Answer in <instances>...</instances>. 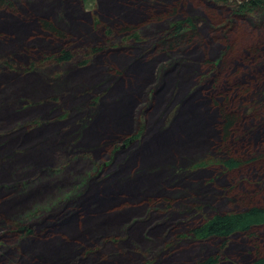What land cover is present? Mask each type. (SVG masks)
Here are the masks:
<instances>
[{"label": "rangeland", "instance_id": "1", "mask_svg": "<svg viewBox=\"0 0 264 264\" xmlns=\"http://www.w3.org/2000/svg\"><path fill=\"white\" fill-rule=\"evenodd\" d=\"M56 1L57 0H37V2L34 3L31 13V15L34 14V20L36 21V19H39L36 17L37 15L44 17V13H37L43 11L42 6H49L52 2ZM70 1H72V5L66 4V6H64L66 17L69 22L71 19L76 18L77 21L79 20L77 24L80 25V30L68 27L67 31L69 34L67 45H70L74 52V58L71 62L58 64L52 60H47L48 57L55 55L64 45L65 47L67 45L65 43H62V45L60 43L52 44L51 38L41 34L37 23L31 28L26 29L27 33L25 38L28 37V39L32 38L34 40H32L29 45L28 43L22 45V47L26 49L23 51V55L17 57H14L13 54L11 55L15 62L14 67L20 69V72L14 73L17 74V78L28 81L25 84L27 89L31 88L34 90L35 88L32 83L37 82L42 86L54 89V92L52 95H40V97L35 99L23 92L14 93L16 96L19 95L21 97L20 102L24 107L23 111L16 113L15 110H17L18 107L11 106L9 107V114L14 116L13 119L9 123H6L3 118H0V166H3L4 158L9 157L11 154H15L14 156H16L14 161L8 163L6 166V178L0 181V186L10 183V172L13 168L17 167L22 168L21 170H23V172L21 171V175H19L17 179L15 178V180H18V183H24L23 185L29 183L28 188H30L26 192L27 195L24 198L23 204L15 208L13 207L8 214H2L1 211H4V209L0 210V253L4 255L3 257L6 259L5 262L14 259L18 254L22 255L24 248L28 246L26 238L8 233L7 221L16 211H22L24 214H27L33 209H44L47 212L45 215L36 218L37 220H30L32 221L30 224L35 226L34 228L38 230L40 225L47 223L45 222L46 218L51 215V217H49L50 221L55 214L53 213L54 208L52 207L49 209L48 207L50 205L54 206L59 201H64V199L67 198L68 195L73 194L74 190L79 186L83 187L85 176H95L94 179L100 180V182H102V180H107L108 176H112V180H115L116 177L117 179H122V177L124 178L131 172L135 166V162L141 163L140 166H142V169L144 168L143 172H146L148 165H152L149 167L151 169H157L158 171L156 173L159 174L157 179H155L156 181L152 183L149 181L148 191L141 197H133L129 200L123 198L122 195L120 200L117 199L118 201L111 202L109 205H106V207L109 211H112V213L117 214H119L118 211L123 210V208H128L131 205H137L138 208L130 212L126 211V213L123 214L124 217H120V215H118V218L114 217L117 219V225L113 232L102 233L97 228H91L92 230L89 229L88 235L90 236L91 234L92 238H94L92 242H95H91L92 245H83L84 241L76 233V224L71 222V227L69 226L66 228V231H61L60 236L66 240L74 239L78 244H82V247L77 250L75 249L76 244H74V246L64 249L62 245L56 244L53 247L57 250L53 251L51 257H47L48 259H53V256L57 257L55 259L56 261L52 264H190L209 256L217 257L218 264H249L257 255L264 256V230L259 232L260 241L258 243L239 234L233 235L225 246L220 240L212 239L207 242H195L189 238H180L194 225H197L204 214L206 215L205 212H208L206 210L201 211V215L197 212V207L205 201L214 205V213L237 211L247 205L264 202V197H261L260 192L261 182L263 186L262 190H264V166H259L258 163H253L254 165L248 164L247 166L253 165L251 168L252 171L249 173L250 169L248 171V167H240L239 170L234 172H226L215 164L206 170L193 173L194 175L189 179L186 177L184 179L181 176V178L175 180L174 170L176 167L192 169L195 163L202 160L219 158L213 153L219 150L218 146L221 142V138L219 134L215 137L211 135L214 138V143L211 146H207L206 142H204L205 135L208 133L210 135L211 133L206 127L200 128L198 130L199 132H193L197 136L202 135L203 143L201 146H188L184 149L179 148L177 150V156L179 157H184L185 154L183 153L190 154L185 155V157H187L180 161V165L175 163L161 164L166 160L174 159V157L162 155V152L158 150L152 152L151 156L154 159L150 162L151 164L149 162H143L146 156L141 158L142 156L140 155H142V153L139 154L145 150L150 149L149 151H151V144H153L152 142L155 139V134L162 128L164 116L166 115L167 117L174 108V103H169L167 105L169 107L164 111L161 121L154 122L157 114L153 115L154 111L150 110L153 109V105L151 104L153 99L150 97L149 91L152 89V91H154L157 85V83H155L157 79V70H160L161 67L170 63L168 57H160L156 61V64L153 65L152 70H149L148 73L144 72L149 76L148 84H144V88L147 89L139 93V100L137 99L133 104V110L135 112L134 121H136L135 123H138V125L137 127L133 125L131 130L126 131H136L139 124L143 125V123H145L146 126L150 128L148 134L149 140L142 146L138 145L140 146L139 153H137L138 151H132L133 153L128 155L129 164L125 165L127 161H125L123 155H120L121 152H125L126 150V152L129 151V148L125 147L121 142L122 135L120 132L117 135L108 136L104 142H101L95 134L92 135L90 133L83 144L69 147L73 141L72 139H74L71 135L77 130L76 120L80 118V115L66 119L63 118L66 110L72 109L63 105L66 99L71 100L63 93L73 91L70 88H65L64 82L75 83L78 76L84 79L90 78L89 85L79 88V91L82 89L91 91L87 98L80 99L81 101L79 104L83 103V108H81L82 115L86 110H89L87 103L95 97H98L103 90V87L97 88L98 82L100 83L106 79V84L109 83L112 80V74H132L130 70L119 66L126 62V60L121 57L122 54L129 53L130 51L134 56L143 57L142 59L157 55V51L153 46L154 41L164 32L169 21H161L160 23L152 24L153 22L151 23L150 21L151 15L165 10V8H173V4L178 2L183 5L182 10H180L181 16L192 17L197 20L199 35L196 42L201 43L202 40L209 44L206 57L197 56V65L195 67L197 70L195 73L197 75L192 74L190 79L185 81L183 86L180 87V98L185 97V94L190 88L197 83L196 77H199L205 72V61L217 59L220 53L225 50L227 44H230L233 48L232 52L236 53L242 50V53L245 54V59L242 61L237 60L238 65H235V67L231 69L230 75L226 77V80L228 78L230 81L227 80L224 82L223 90L229 92L232 88L230 94L233 95V97L238 95L239 98L242 99H239L241 101L239 104L233 101V106L234 108L239 106L238 110L243 114V107L248 103H257L259 105L262 99H264L262 96L264 94H261L264 87L260 89L262 90L261 92L259 89L258 91L256 90V96L249 97L245 94H240L239 87H233L232 85L235 83L234 81H236L235 78H238V68H240V70L249 67L253 68V65L255 66L258 64L260 66L257 69L251 70L245 78L241 77L240 84L246 89L247 87L251 88L258 84L261 85L259 82L264 81V23L262 22L261 16H259L258 13L251 12L245 14V20H235L232 18L230 9L232 8L234 10L232 2L235 1L237 2L236 5H238L239 0H133L136 3H140L143 8V13H133L132 16L127 15V9L125 10L119 7L120 4L131 0H86L83 4L74 0ZM236 5H234V7ZM135 10H138V8H135ZM23 11L24 10H22V12ZM57 11H59V5L54 3V7L51 8L48 13H45V16H48L47 18L49 19H53ZM125 26L129 27V32L127 34L122 31ZM108 31L112 34L111 45L115 47L113 50H110L112 52L108 54L109 51H102L99 55L91 59V63L88 62L89 64L80 66V64H85V62L90 60L88 53L83 50L95 47L103 48L108 38H110L106 34ZM79 38L80 41H77ZM22 43L24 42L22 41ZM255 45H260L261 51L259 55L253 57L250 55L249 50ZM17 49L20 50L21 48L18 47ZM0 51V55L3 56H7L11 53L10 50L2 46L0 47ZM44 60H46V62H44ZM259 60H262V63H260ZM32 64L37 66V70L23 73L25 69L29 68ZM198 68L203 72L198 71ZM108 69L112 72L111 74L106 73ZM192 71L194 70L187 69L183 73L190 74ZM74 75L77 77H73ZM138 75L139 77L144 76L143 71L138 72ZM232 75L234 76L232 77ZM94 76L98 77V82L95 80L94 82L92 81L91 78ZM2 84L3 83H1L0 86ZM262 85L264 86V84ZM104 88L107 87L104 86ZM122 88L123 87H117L113 92L110 89L106 95L99 99L98 102L101 103H99L96 108H101L100 111H102L103 119L106 121L105 123L98 122V124H100L98 127L101 128L100 130L107 127L105 126L107 122L113 125L112 130L122 125L119 123L120 117L115 109H113L112 105L114 99L119 100V98L126 95ZM169 88L168 86L167 89ZM200 88L201 87H199V89ZM211 90V84L207 83L202 87L201 93L208 97ZM58 95L62 100L60 102L54 99ZM222 95L224 96V94H221V98H218L219 103L224 99ZM9 99H11V97ZM41 101H47L48 103L45 105L48 107L43 105L35 106V103H40ZM163 104H165V102H161L158 110L164 106ZM242 104L244 105L242 106ZM54 106H56L57 109H54ZM148 111L152 113H148L150 115L147 119L145 114ZM246 115L249 116V126L256 123L251 113ZM182 117L184 118V114H182ZM35 120H38L40 123H44L45 121L53 122L52 124L48 123L50 126L52 125V127H49L45 131L44 138H39L36 141L37 143H35L29 151H26L28 153L25 154L36 155L38 153H36V151L39 150L40 147V142L45 140V142L48 143L51 139L48 141L46 139L56 134H62V136L65 137L63 138V143L59 144V146H56L54 149H51L49 146L48 149L41 152H45L43 153L45 155L48 154V161L42 162L39 166L37 165L39 164L38 162L35 163V166L32 165L33 163L30 161L17 162L19 159L23 158L19 156L24 155L23 153L21 154V150L25 146L24 144H29L32 140H35L33 137L37 136L36 133L30 138H25L22 133H19L10 141L8 136L7 138L4 137L17 126V124L20 125ZM117 120L118 122L116 123ZM112 130H110V132H112ZM19 139L25 140L23 141L24 144L18 142ZM192 139L195 140V137ZM6 140H8V142H5ZM237 143H239V145L236 146V151L230 154L231 157L235 159L241 157L245 159L247 156L253 157L256 152L264 150V135H261L258 139L255 138L254 141L243 137L239 139V142H236V145ZM99 145L101 146L99 151H97L98 149L95 150ZM114 145L120 146L118 150L119 156L113 154L111 158V151L115 147ZM170 148L172 149V147ZM66 159L70 160V164H66L67 166L65 165ZM97 166L101 167L99 171L96 169ZM62 167L64 169L61 170ZM42 169L43 171H41ZM48 170H54V175L56 174V176L48 177ZM118 173L121 174L118 175ZM37 175L40 178L38 180L36 178ZM112 180L105 184H109ZM191 182H194V184L200 187L194 190L190 189ZM237 182H242L243 185H237ZM160 183L166 187L173 188V192L171 191L167 195L173 200L174 209L166 210L163 206H157L156 208L148 207L149 199L161 202L162 198L166 195L164 192L158 191L157 187H155V185H160ZM205 183H214L219 191L216 192L209 189V191L212 192V194H209V191L205 189L206 187H202ZM95 185L92 186L89 191L97 196L99 188ZM183 187L184 193L178 195L177 190ZM229 190H232V201L235 196L240 197L241 200L246 203L244 205L242 203L233 205L229 200H222L223 202L217 201L220 195L225 194L226 191ZM190 192L197 197V200H190V198H187ZM173 193H176L178 197H176V195L173 196ZM187 204H192L191 212L178 215V213H176V207L178 208ZM80 211L81 212H77L78 216L82 215V210ZM45 216L46 218H44ZM76 217L77 216H75V218ZM109 221H112V219ZM165 231H167V233H165ZM29 256L30 254L27 257ZM58 256L61 257L58 258ZM0 264L5 263L0 262ZM17 264L27 263L19 259Z\"/></svg>", "mask_w": 264, "mask_h": 264}, {"label": "trees", "instance_id": "2", "mask_svg": "<svg viewBox=\"0 0 264 264\" xmlns=\"http://www.w3.org/2000/svg\"><path fill=\"white\" fill-rule=\"evenodd\" d=\"M74 1L82 4L86 2V0ZM36 2L37 0H0V47H5V49L10 50L11 52L7 56L0 55V84L3 83L0 86V118H3L6 123H9L14 117L9 114V107H18V109L15 110L16 113H19L24 109L20 102L21 97L19 95L16 96L14 93L23 92L24 94L29 95L35 99L37 97H40V95H52V93L54 92V89L42 86L37 82L32 83L35 88L34 90H32L31 88L27 89V86L25 84L28 81H23L22 79L17 78V74L14 73L20 72V69L14 67L15 62L12 57L23 55V51L26 49L25 47H22V45H26V43H28L29 45L31 44L30 42L34 40L32 38L28 39V37L25 38V35L27 33L26 29L31 28L35 25V23H37L42 35H46L47 37L51 38L52 44L60 43L61 45L62 43H65L66 45L68 44V27L80 30V25L77 24L79 20L77 21L76 18H73L69 22L66 17L67 15L65 14L64 6H66V4L72 5V1L57 0L56 2H52V4H50L51 6L49 5L50 7L42 6L43 11L37 13H44V17L37 15L36 17H38L39 19H36L35 21L34 14L31 15V13L32 8L34 7V3ZM54 3L56 5H59V11H57L53 19H49L47 18L48 16H45V13H48L51 8L54 7ZM238 3L239 4L236 5L237 2H232V6L234 8V10L230 8L232 18H234L235 20H245V14L252 12L258 13L263 20L262 22L264 23V0H239ZM179 4L180 2L175 3L173 4V8H165V10L151 15L150 21L151 23L153 22L152 24H157L161 21H169L164 32L161 33L154 41L153 46L157 51V55L151 56V58L142 59L143 57L134 56L132 53H130V51L126 54H122V51L118 52L122 54L121 57L126 60L125 63L119 66L130 70L132 74H112V80L107 84L106 79L99 83L97 81V76L91 78L93 82L94 80L98 82L97 88L103 87V90L98 97H95L93 100H90L89 103H87L89 110H86L84 113H82V115L81 108H83V103L79 104L81 101L80 99L87 98L91 91L84 89L79 91V88L84 87L85 85H89L90 78L84 79L80 78V76L77 77L74 75L73 77H77L75 83L64 82V87L70 88L73 91L63 93L65 96H68L71 99H66L63 105L72 108L66 110L63 118L66 119L69 117L80 115V118L76 120L77 130L73 135H71V137H74V139H72L73 141L69 145V147H73L76 145L80 146L87 140L86 137L90 133L92 135L95 134V136H97L98 139L101 140V142H104V140L108 138V136L117 135L120 132V134L122 135L121 142L125 147L129 148L128 152H126V150L125 152H121L120 155H123L125 157V161H127L125 165L129 164L128 155L130 153H133L134 151H138L137 153H139L140 146L138 145L142 146L149 140L148 134L150 128L149 126H146L145 123H143V125L139 124V127L136 131H126L131 130L133 128V125H135L136 127L138 125V123H135L136 121H134L135 112L133 110V104L137 99L139 100V93L144 92L145 89H147L144 88V84H148L149 76L144 72L148 73L149 70H152L153 65L156 64V61L160 57H168L170 63L161 67L160 70H157V79L155 82L157 83V85L154 91H152L153 89L149 91L150 97H152L153 99L151 104L153 105L152 108L154 109L150 110L154 111L153 115L157 114L155 116L154 122L161 121L164 111L169 107L167 106L169 103L173 102L174 108L170 111V114L167 117L166 115L164 116L162 128L155 134V139L152 142L153 144H151V151H149V149L139 153H142V155H140L142 156L141 158H144L146 156L143 162H152L154 159L151 156L152 152L154 150H158L159 152H162V155L174 157V159L166 160L161 164L175 163L177 165H180V161L187 157H185V155L190 154L183 153L185 154L184 157H179L177 156V150L179 148L184 149L188 146H201V144L203 143L202 135L197 136L193 132H197L200 128L206 127L211 133L210 135L209 133L205 135L204 142H206L207 146H211L214 143L213 137H215L217 134H219L221 138V142L218 146L219 150L213 153L219 158L202 160L198 163H195L192 169L176 167L174 170V175L176 177L175 180H178L179 178H181V176L184 179L185 177L189 179L192 175H194L193 173L199 172L201 170H206L207 168L215 164H217L226 172H234L236 170H239L240 167H248L247 170L249 171L250 169L249 173H251V168L254 164L258 163L259 166H264V150L256 152L257 154L254 152L255 156H247V158L245 159H243V157L235 159L231 157L230 154L236 151V146L239 145V143H237L236 145V142H239V139L245 137L251 139V141H254L255 138L258 139L259 137H261V135H264V99H262V96L264 97V95L261 96L262 101L261 103H259V105L257 103L252 104L250 102L246 106H244L243 114L240 112V110H238L239 106H236V108H234L233 101L238 102L239 104L241 103L240 100L242 99H240L238 95L236 97H233V95L230 94L232 92V88L230 89L231 92H225L223 90V85L224 82L228 80V78L226 80V77L230 75L231 69L235 67V65H238L237 60H244L245 54L242 53V50L233 53L232 46L230 44H227L225 50L220 53L217 59L205 61V72L203 74H201V72L203 71L198 68V71H201V75L199 77H196L197 83H195V85L190 88V90L185 94V97L180 98V87L183 86L185 81L190 79L192 74H196L195 72L197 70L195 67L197 65V56L200 55L202 57H206L207 51L209 49V44L202 40L201 43L196 42V39L199 35V25L197 23V20L192 17L181 16L180 10H182L183 5L182 3L180 5ZM234 5L236 6L234 7ZM119 7L125 10L127 9V15L132 16L133 13H143V8L140 3H136L133 0L120 4ZM135 8H138V10H135ZM22 10L24 11L22 12ZM122 31L127 34L129 32V27H123ZM108 32L106 34L110 38H108V41L103 48L95 47L92 49L83 50L88 53L90 60L85 62V64H80V66H85L91 63V59L99 55L102 51L104 52L107 50L109 51L108 54L112 52L110 50H113L115 47H112L111 45L112 34L110 31ZM22 41L24 43H22ZM77 41H80V38L77 39ZM18 47L21 49L18 50ZM260 51L261 46L255 45L250 48L249 53L253 57H256L257 55H259ZM12 54L13 56H11ZM73 58L74 52L71 46L67 45L65 47L64 45L59 52H57L55 55H52L51 57H48L47 60H52L58 64H65L71 62ZM44 62H46V60H44ZM259 62L262 63V60H259ZM259 66L260 65L258 64L255 66L253 65V68L249 67L250 69H237L238 75H236L238 76V78H235L236 81H234L235 83H233L232 85L233 87H239L238 89H240V94H245L249 97L256 96L258 89H263L262 87L264 86L262 84H264V81L259 82L262 86L258 84L256 86H252L251 88L247 87L246 89L240 84L241 77L245 78L251 70H255ZM36 67L37 66L35 64H32L29 68L25 69L23 73L35 71L37 70ZM187 69H193L194 71H192L190 74L183 73ZM140 71H143L144 76L139 77L138 72ZM106 73L111 74L112 72L108 69ZM233 76L234 75H232V77ZM207 83L211 84L213 90L210 91L211 93H209L208 97L207 95H203L201 93L202 87H204ZM104 86H106L107 88H104ZM168 86L170 87L169 89H167ZM117 87H123V92L126 93V95L122 98H119V100L114 99L112 104L113 109H115V111L118 113V116L120 117L119 123H121L122 125L117 126L116 128H114V130H112L113 125L110 124V122H107V124L105 125L107 127L103 130H100L101 128H98L100 125L98 124V122L105 123L106 121L105 119H103L104 117L102 116V111H100L101 108H96V106L101 103L98 102L99 99L106 95L108 90L111 89V91L113 92ZM199 87L201 88L199 89ZM261 91L262 90H260V92ZM262 93L264 94V90L261 92V94ZM221 94H224V96L222 95L224 99L219 103L218 98H221ZM59 95L54 98L56 99L55 101H62L61 97L59 98ZM10 97L11 99H9ZM161 102H165V104H163L164 106L158 110V108H160ZM47 103V101H41L40 103H35V106L43 105L48 107L47 105H45ZM243 105L244 104H242V106ZM54 109H57L56 106H54ZM151 111L146 112L145 115L147 119L150 115L148 113H152ZM248 113H251L256 120V123L252 124L251 126L248 125L250 121L248 118L249 116L246 115ZM182 114H184V118L182 117ZM182 118L183 121L181 123ZM117 122L118 120L116 121V123ZM48 123L52 124L53 122L45 121L44 123H40L38 120H35L20 125L17 124V126H15L10 132L7 133V135L4 136L5 138H7L8 136V138H10V141L19 133H22L25 138H30L36 133L37 136L33 137V139L35 140H32L29 144H24L23 141L25 140H18V142H22V144H24L25 146L21 150V154L23 153L24 155L19 156L23 158L19 159L17 162L30 161L34 166L35 163L38 162L39 164L37 165L39 166L42 164V162L48 161V154H43L45 152L41 153L43 150L48 149L49 146L51 147V149H54L56 146H59V144L63 143V138L65 137H63L62 134H56L46 139L47 141L51 139L50 141H48V143L45 142V140L40 142V147L39 150L36 151V153L38 152L36 155L25 154L28 153L26 151H29L30 148L33 147L35 143H37L36 141L39 138H44L45 131L49 127H52V125L50 126ZM110 130H112V132H110ZM193 137H195V140L192 139ZM5 142H8V140H6ZM44 142L47 144H45ZM114 146L115 147L111 151V158L113 154L119 156L118 150L120 146ZM100 147L101 146L99 145L97 148H95V150L98 149L97 151H99ZM170 147H172V149ZM14 155L15 154H11L9 157L3 159V166H0V181L5 180L6 166L8 165V163H12L14 161L16 157ZM65 161V165L70 164L69 159H66ZM134 164L135 166L133 167L131 172H129L124 178L121 175L122 179H117L116 177L115 180H112V176H108L107 180H102V182H100V180L94 179L95 176H85L83 180V187L79 186L74 190V193L68 195V197L65 198L64 201H59L54 206L50 205L48 207L49 209L53 207V213L55 214L54 216H52V220L50 221L49 217H51V215H48V218H46L45 216V222L47 223L40 225L38 230L34 228L35 226H32L30 224V222H32L30 220H35L41 215H45L47 212L44 209H33L27 214H24L22 211H16L14 215L7 221L8 233L26 238L28 246L24 248V252L22 255L18 254L14 259L8 260L6 262V259H4L3 257L4 255L0 253V262H4L5 264H17V261L20 259L22 261H25L27 264H52L56 261L55 259L57 257L53 256V259H48L47 257H51L53 251L57 250L53 247L56 244L62 245L64 249L76 244L75 249H80L82 247V244H78V242H76L74 239L66 240L60 236L61 231H66V228H68L69 226L71 227V222H74L76 224V233L84 241L83 245H92V243H95L92 242V240H94V238H92V235H88V230L91 228H97L102 233L113 232L117 225V219L114 217L118 218V215H120V217H124L123 214H125L126 211L130 212L138 208V206L131 205L128 208H123V210L118 211L119 214H117L109 211L106 205H109L111 202L118 201L117 199L120 200V197L122 195L123 198H127L129 200L133 197H141L148 191L149 181L150 183L155 182V179H157V176L159 174L156 173L158 171L157 169L149 168L152 165H148L146 172H143L144 168L142 169V166H140V162H135ZM248 164L253 165L247 166ZM21 169L22 168L17 167L13 168L10 172L11 177L9 176L11 180L10 183L4 186H0V210L4 209V211H1L2 214H8L11 212L13 207L15 208L17 206H20V204H23L24 198L27 195L26 192L30 189L28 188L29 183L23 185L24 183H18L19 181L15 180V178L17 179V177H19V175H21V173L23 172V170ZM43 169L41 171H43ZM62 169L64 168L62 167L61 170ZM96 169L97 171H99L101 167L97 166ZM48 173V175L46 174L48 177L56 176V174L54 175V170H48ZM119 174L121 173H118V175ZM36 178L37 180L40 179L38 175ZM110 180L112 181L109 184H105ZM236 184L243 185L242 182H237ZM94 185L99 188L97 196L95 194H92L93 192L90 193L89 191L90 188ZM155 187H157L158 191L164 192L166 195L162 198L161 202L149 199L148 207L156 208L157 206H163L164 208H166V210L174 209L175 207H173V200L167 195L171 191L173 192V188L166 187L161 183L160 185H155ZM197 187L200 186L194 184L193 182L190 189L194 190ZM202 187H206L205 189L208 191L209 189L216 192L219 191L214 183H205ZM262 189L263 186L261 182L260 192L261 197H264V190ZM177 191L178 195L184 193V187L179 188ZM192 192L189 193V196L187 198H190V200H197V197L192 194ZM231 193L232 190L226 191V195H220L217 201L223 202L225 200H229L233 205L241 203L244 205L246 203L241 200L240 197L235 196L234 200L232 201L233 196H231ZM209 194H212V192L209 191ZM172 195H176V197H178L176 193H173ZM213 206L214 205L206 201L204 203H201L197 207V212H199L200 215L202 214L201 211L206 210L208 212H205L206 215L204 214L203 217L201 216L202 219L200 220V222L197 225H194L185 235L181 236L180 238H189L195 242H207L212 239L220 240L222 241L224 246L233 235L237 234L246 236L250 240L257 243L260 241L259 232L264 230V202L247 205L237 211L217 213H214L215 207ZM191 207L192 204H187L184 206L182 205L178 208L176 207V213L180 215L183 213L191 212ZM79 209L82 210V215L78 216L77 212H81ZM75 216L77 217L75 218ZM110 219H112V221H109ZM165 233H167V231H165ZM29 254L30 256L27 257ZM59 257L61 256H58V258ZM190 264H218V258L209 256ZM249 264H264V256L257 255Z\"/></svg>", "mask_w": 264, "mask_h": 264}]
</instances>
